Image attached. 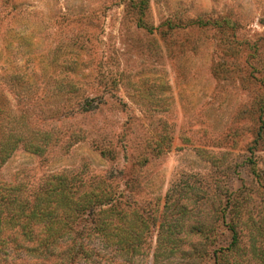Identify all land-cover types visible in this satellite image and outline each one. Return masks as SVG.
Here are the masks:
<instances>
[{
    "label": "rangeland",
    "instance_id": "1",
    "mask_svg": "<svg viewBox=\"0 0 264 264\" xmlns=\"http://www.w3.org/2000/svg\"><path fill=\"white\" fill-rule=\"evenodd\" d=\"M7 144L0 264H264V0H0Z\"/></svg>",
    "mask_w": 264,
    "mask_h": 264
},
{
    "label": "trees",
    "instance_id": "2",
    "mask_svg": "<svg viewBox=\"0 0 264 264\" xmlns=\"http://www.w3.org/2000/svg\"><path fill=\"white\" fill-rule=\"evenodd\" d=\"M6 146H8V144L7 145H5L4 147H3V149L0 151V158H1V161H4V159L8 156V153H5L6 151L4 150V148L6 147ZM33 150L34 151H39V147L38 146H35V147H33ZM5 154V155H4ZM119 243V242H118ZM120 243H121V241H120Z\"/></svg>",
    "mask_w": 264,
    "mask_h": 264
}]
</instances>
